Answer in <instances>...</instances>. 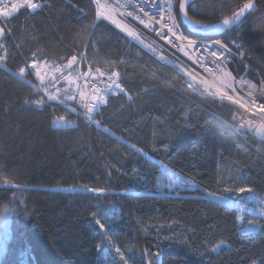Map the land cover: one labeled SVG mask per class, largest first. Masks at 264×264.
I'll return each mask as SVG.
<instances>
[{"label":"trees","instance_id":"1","mask_svg":"<svg viewBox=\"0 0 264 264\" xmlns=\"http://www.w3.org/2000/svg\"><path fill=\"white\" fill-rule=\"evenodd\" d=\"M40 1L42 11L0 17V264H124L112 247L128 264H264V219L204 198L250 188L227 202L264 211V142L241 137L229 105L196 95L170 66L94 25L91 0ZM246 1L192 0L187 13L220 23ZM254 3L241 27L213 38L239 41L235 72L247 64L264 82V0ZM81 51L92 65L115 67L127 93L108 98L99 127L16 75L30 60L54 64ZM59 118L72 125L56 127ZM157 164L195 190L160 191Z\"/></svg>","mask_w":264,"mask_h":264},{"label":"built area","instance_id":"2","mask_svg":"<svg viewBox=\"0 0 264 264\" xmlns=\"http://www.w3.org/2000/svg\"><path fill=\"white\" fill-rule=\"evenodd\" d=\"M176 1L177 0H173L174 15H175ZM97 2L99 3L100 6H103V7L99 6V9L108 16L107 19H105L104 16H101L104 19L105 23L110 24V26L111 27L113 26L112 28L115 29H117L118 27L117 24H119L120 26L118 27L119 28L118 32L124 35V37L128 35V30L134 32L137 36H139V40L129 35L128 37L134 39L135 40L134 42L137 45L143 44V46H146L147 53H149L153 58L158 60L160 63L166 64L171 68H173V66L177 67L176 65L177 61L183 58V53H181V51L184 50L183 48L185 47V45L181 43L182 39H184L187 42L193 41V43L198 44L200 46L211 47V53L217 52V55L215 56L216 58H218V60H222L229 63L233 68V70L230 71L229 73L230 75L228 74V76L227 75L226 76L229 78H234L237 81H241L243 83V86H241L240 88H234L235 91L231 90L228 92V94L233 92H238L240 95L244 97V101L246 100V102L244 104V101L240 100L237 103L234 102L233 105L236 106V108L242 111L243 113H245L244 111L248 112L245 113L247 116L249 117L254 116V119L256 121L264 122V113L258 112L254 109L255 98L259 95L264 97V94L258 91L259 89L260 91L264 92V82L260 80H258V82H255L253 79H249L248 77L245 76L243 77L239 73L235 72V63L243 59V53L241 54L240 51L239 54L237 55L236 52L232 51L233 52L232 54L230 53L228 46L230 47V49L231 46H233L235 47V50H238L240 48L239 41L233 38H226L221 41L211 40L210 42H197L193 40L192 37L186 35L182 31L178 23V20L176 21L178 27L174 29L172 32H170L169 28L172 27V22L165 19V20H161L159 24L155 23V19H158L159 17L154 18L151 12H148V14H146L148 10L141 8L139 6V0H97ZM33 3H39V2L36 1ZM43 7L37 10L41 11L43 10ZM128 13H131V15H128ZM141 21H143V23ZM145 24L149 25V27H145ZM161 33H164V35H161ZM217 41L219 42V44H217ZM233 41H235V43H233ZM144 42H146V44ZM221 45H223L224 47H221ZM221 53H223V55H221ZM73 57L74 56L69 57L67 60L64 61V63L62 61L54 64L38 63L37 66L41 65L40 69L41 72L43 73L52 72L55 70L56 71L61 70L58 73L63 72L65 78V85L68 86L69 84H73L74 87L77 89V92H74L75 95L78 97V101L76 103L77 106L81 108L86 118H88L87 120H89L92 123L95 122V124H98L99 119L96 118L95 120V116L97 114H100V110L105 105L106 97L125 94V91L122 88V85L119 81L118 71L115 67H108V66L98 67L94 65L91 66L89 65L90 64L89 63L86 66V68L83 70L82 72L83 74H80L81 77L87 79L89 84H85V85L82 84V86H80L79 83L77 82V79L73 77L72 72L67 68V66H69V61H71ZM30 64H34V63H30ZM73 64L74 62L71 65ZM243 65L245 71L247 72V70H249V66L247 64H243ZM88 67L92 69L90 70ZM97 69H99L100 71H97ZM114 72L118 74L116 77L112 76V73ZM32 80H34L38 91L43 94L44 98L46 100L47 99L50 100L48 95L46 94L49 89V84L43 83V81H41L40 78H39V82L37 83L34 78ZM116 84H119V88L116 87ZM249 85H252L254 87H250ZM42 87L45 89V92H43V90L40 89ZM109 88H111V91L106 92L105 90ZM89 89H92V91ZM87 93L92 95L93 100H87L85 98V95ZM101 98L104 101L102 103L100 102ZM232 99L236 100L233 96ZM93 106L95 107V110L89 113L88 111L89 107H93ZM256 107L258 106L256 105ZM89 116L91 117V120L89 119ZM249 124L250 126L247 127L249 128L248 130H252L259 125L258 123L255 124L249 123Z\"/></svg>","mask_w":264,"mask_h":264},{"label":"bare ground","instance_id":"3","mask_svg":"<svg viewBox=\"0 0 264 264\" xmlns=\"http://www.w3.org/2000/svg\"><path fill=\"white\" fill-rule=\"evenodd\" d=\"M253 2H254V0H253ZM243 4L237 9V11L243 6ZM26 10L30 14H33L35 12H39V10L35 11L32 9L30 12L28 7H26ZM11 14H13V13H11ZM220 23H222V22H220ZM215 24H218V23H215ZM215 24H209V25H215ZM199 26H203V25L199 24ZM221 33H219V34H221ZM217 36H215V37H217ZM226 38H231V37L228 36ZM192 39L197 41V42H210L211 40H219V39H215L213 37H211V39L208 38V39H199V40L192 37ZM181 43L185 45V47L183 48L184 50L181 51V53H183V58L179 59L176 63L177 67L173 66L172 69L177 74H179L181 76V78L184 81V86L188 90L195 93L196 95L212 99L217 104L229 105L231 107V114L229 116V121L234 126V129L240 131L241 137L243 139H246V140H248V138H253L255 141L264 142V138H262L261 136L258 135V133H264V122L263 121L262 122L256 121L254 119V116H250V117L247 116L245 113H248V112L244 111L245 113H243L242 111L238 110L236 108V106L233 105L234 101L236 103L240 100L244 101V97L242 95H240L238 92H233V93L228 94V92L233 90L234 88H240L241 86H243V83L241 81H237L234 78L227 77L228 74L230 73V71L233 70L231 65L225 61L218 60V58H216V56L211 55V47L200 46L198 44L193 43V41L187 42L184 39L181 40ZM205 49H207V50H205ZM228 49L230 50V53H232V54H233L232 51H234V52L237 51V50H235V47H233V46H231V49L228 46ZM71 56L78 57V59L82 58V57L86 59V57H87V55L84 51H81L79 53L74 52ZM39 62H41V61H39ZM62 62L64 63V60ZM30 63H34V64L38 65L37 60H30L26 63L27 69L29 68L28 66L31 65ZM44 63L53 64V63L46 62V61H44ZM76 63L80 65V61L79 62L77 61ZM82 66H84V63ZM67 68L72 72L73 77L77 79V82L79 83L80 86H82V84H84V85L89 84L87 79L81 77L80 75H77V72L80 69L77 68L75 63L73 65L67 66ZM38 69L39 68L37 67L36 72L30 71V70L29 71L33 74H36V76H38L41 79V78H43V75L37 73V72L42 73ZM27 72H28V70H27ZM118 74H119V72H118ZM245 77L252 79V76L248 75L247 73L245 74ZM31 79H32V77H31ZM231 83H233V84H231ZM190 84L195 85L197 90L194 91L192 87H189ZM229 84L232 85L231 88L227 87V85H229ZM68 86H69V89L74 94V97L76 99L75 104H73L76 107L78 97L75 95L74 92H77V89L74 87L73 84H69ZM122 88H123V86H122ZM40 89H42L43 92H45V89L43 87ZM89 90L92 91V89H89ZM258 91L261 93H264L263 91H260L259 89H258ZM40 94L43 95L42 93H40ZM126 94L127 93L125 91V94L121 95V96H126ZM232 96L236 100L232 99ZM229 97H231V99H229ZM85 98L87 100H93L92 95L89 93H87L85 95ZM259 98H262V96L259 95L255 98L254 109L258 112L264 113L263 108L261 109V107H256L257 101ZM245 102H246V100L244 101V104H245ZM78 110L82 113V115H85L80 107L78 108ZM249 123H254V124L258 123L259 125L252 130H246V128H243V127H249L250 126ZM71 125H72V123H70L68 126L70 127ZM241 126H243V127H241ZM56 127L63 128V127H67V126L60 127L57 125ZM216 199L219 201H226V200H223L221 198H216ZM243 210H246V209H242V211Z\"/></svg>","mask_w":264,"mask_h":264},{"label":"rangeland","instance_id":"4","mask_svg":"<svg viewBox=\"0 0 264 264\" xmlns=\"http://www.w3.org/2000/svg\"><path fill=\"white\" fill-rule=\"evenodd\" d=\"M36 1H38L40 4H43V6L46 5L45 2H43V1H40V0H32V2H36ZM91 2H92L93 9H94V25H97L98 26L99 24H102L103 23V24H105L106 26L109 27L110 24L105 23V21H104V19L102 17H100L99 19L97 18V11H98L99 6H100L99 3L97 2V0H91ZM13 5L16 6L15 9H17L18 7H22V6H25V8L27 7L26 0H0V17L1 18H3V17L4 18H9L12 15L11 13H14V11H15V9H13ZM100 7H103V6H100ZM29 11L31 12V9H29ZM4 12L10 13V15L5 16L4 15ZM5 27H7V25H5L3 23V26L0 27V28H3L5 30ZM113 31H115L117 34L120 35V33L118 32L119 31V28L118 27H117V29L113 28ZM122 37L124 39H126L128 37V35L125 36V37H124V35H122ZM126 41L131 42L132 44L135 45V42H134L135 40L132 39L131 37H128L126 39ZM144 43L146 44V42H144ZM139 45H135V46H137L140 50H142L146 54L150 55L149 53L146 52V46H143V44H139ZM75 61L76 62L77 61L78 62L80 61V66H82L83 63L84 64H87V65L89 63L90 64H93V63L89 62L88 58L85 59L83 57L82 58H79V59H78V57H76V60ZM37 62L39 64H41L42 62L44 63V61H41V62L37 61ZM40 66L31 64V65L28 66L29 67L28 69H27V67L24 68L26 70V74L29 75V84L31 85V87L33 88V90H35L38 93H39V91H38V89H37V87L35 85L34 80H32V79L34 78L35 81H36V83H37V82H39V77L36 76V74L31 73L30 71L36 72V68L37 67L39 68L38 70L41 71V69H40L41 67ZM95 66L100 67L101 65H95ZM102 67H107V66L106 65H103ZM89 69L91 70L92 68H89ZM27 70H28V72H27ZM60 71H56L55 70V71H52V72H44V74H43V72L42 73L37 72V73L43 75V78H41V81H43V83H48L49 84V89H48V92L46 93L48 95V97L49 96H55L56 97V99L51 100V101L56 102V103L59 102V101H61L62 104H63V106L66 107V108H68L70 105L75 104L76 99H75L74 94L72 93V91L69 89V87L67 85H65V78H64L63 72L58 73ZM19 72L16 74L17 77L19 79H21V80H25V78H24L25 76L22 78L19 75ZM82 72L83 71H78L77 72V75L83 74ZM31 77H33V78L31 79ZM42 98L44 99V96L43 95H42ZM51 101L48 100L46 102L51 103ZM83 117H84L85 122L88 125H91V126H94V127H99V124H95V122L92 123L89 120H86V119H88V118H86V116H83ZM96 118L97 117L95 116V120H96ZM69 124H70V122L68 123L67 121L63 120L62 118H60L59 120L58 119L56 120V125H58L60 127H62V126L69 127L68 126ZM63 128H66V127H63ZM245 128H246V130L249 129L247 127H245ZM157 165L159 166V178H158V181H157V187H158V189L160 191H165L167 194H170V195H173V196H178V195H181V194H183L185 192H192V191L195 190V186L193 184H191L190 182H188L187 180H185V179H183V182H175L174 183L173 181L177 177H180V176H177L176 174L170 172L169 170H167L166 168H164L160 164H157ZM204 198L205 199L212 200L215 203H218V204H221V205H224V206H233L236 210H238L240 212H244L245 214H248L250 216L262 218L257 213H255L254 211H252L250 209H247V210H243L242 211V208L240 209L238 206H234L230 201H228V202L227 201H219L215 197H213L212 195H209V194H205L204 195ZM262 219H264V218H262ZM112 251H113V254L115 255V259L116 260H120V261H123L124 264H128L124 258L122 259V256L124 257V255L120 251L118 252L117 251V248L112 247Z\"/></svg>","mask_w":264,"mask_h":264},{"label":"snow or ice","instance_id":"5","mask_svg":"<svg viewBox=\"0 0 264 264\" xmlns=\"http://www.w3.org/2000/svg\"><path fill=\"white\" fill-rule=\"evenodd\" d=\"M192 4V0H181L180 2V12L182 13V16H176L173 14V10H174V3L173 0H139V6L141 8L147 9L148 11L146 12V14H148V12H151L152 16L155 17H159L158 19H155V23L159 24L161 22V20H169L172 22V27L169 28V31L172 32L174 29H176L178 27L176 21L177 19H181V20H190V17H188L187 12H185V7L186 6H191ZM26 5L29 9L32 10H37L43 7V5L39 4V3H33L32 0H26ZM15 5H13V9H15ZM195 11V9H193ZM256 11V7L255 4L253 2V0H247L246 3L243 4V6L236 11L235 13L232 14L231 17H225L222 21V23H218L215 25H203V26H199L195 28V32L199 33V32H203V31H213V32H223L225 30H230L233 28H239L241 27L245 21H246V16L248 14H250L251 12ZM5 16L10 15V13L8 12H4ZM128 15H131V13H128ZM101 16H104L105 19L108 18V16L101 10L98 9L97 11V18L99 19ZM143 23V21H141ZM117 26L119 27L120 25L117 24ZM145 27H149V25L145 24ZM163 27V25H162ZM151 30V29H150ZM191 31V30H190ZM128 35L134 37L135 39L139 40V36H137L134 32H132L131 30H128ZM161 35H164V33H161ZM5 36V30L3 28H0V39H3ZM179 38V37H178ZM142 43V41H141ZM233 43H235V41H233ZM217 44H219V42L217 41ZM4 45L2 43H0V48H3ZM221 47H224L223 45H221ZM207 50V49H205ZM211 55L215 56L217 55V52H212ZM221 55H223V53H221ZM6 59L5 56H0V63L4 62ZM76 60V57H73L71 61H69V66ZM97 71H100L99 69H97ZM19 75L23 78L26 75V70L24 68L20 69ZM118 74L117 73H112L113 77H116ZM230 75V74H229ZM250 87H254L252 85H249ZM116 87L119 88V84H116ZM189 87H192L194 91H196V87L195 85L190 84ZM227 87L231 88L232 85L229 84L227 85ZM106 92H110L111 88L106 89ZM233 91H235V89H233ZM251 94V93H250ZM50 100H54L56 99L55 96H49ZM229 99H231V97H229ZM101 103L104 102L103 99L101 98ZM235 102V101H234ZM35 103L37 105H41L44 103V101L40 100V101H35ZM243 106V105H241ZM95 107H89L88 111L89 113L94 111ZM89 119H91V117L89 116ZM243 127V126H241ZM259 136H261L262 138H264V133H258ZM175 182H183V178L182 177H177L174 181ZM226 192H231V189H225ZM237 191V195L234 196H225L223 197L226 201L227 200H232L234 203L238 202L240 197L239 194H251L252 190L250 188H244L241 187L239 188ZM215 195V194H213ZM245 199H247V196H245ZM258 215L262 218H264V211H261L258 213ZM0 219H2V217H0ZM97 223L100 225L101 229L103 230L104 225L97 220ZM249 224H251V222H249ZM262 225H252L251 227H249L248 225H245V230L246 231H252L253 228L255 227H261ZM117 251L119 252V249H117ZM213 251H215V249H213ZM124 257L122 256V259Z\"/></svg>","mask_w":264,"mask_h":264},{"label":"water","instance_id":"6","mask_svg":"<svg viewBox=\"0 0 264 264\" xmlns=\"http://www.w3.org/2000/svg\"><path fill=\"white\" fill-rule=\"evenodd\" d=\"M180 2H181V0H178L177 5H176V15L177 16H182V13L180 12ZM187 7L188 6L185 7V10H184L185 12H187ZM178 20H179L180 24L187 30V32H189L191 34H197V35L208 36V37H215L219 33H221V32H213V31H203V32L197 33V32H195V28L199 27V24L194 19H192L190 17V20H181V19H178Z\"/></svg>","mask_w":264,"mask_h":264}]
</instances>
